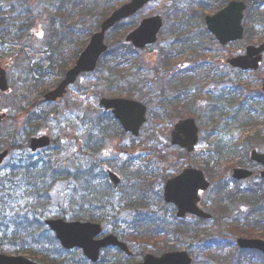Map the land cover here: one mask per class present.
<instances>
[{
    "label": "rangeland",
    "instance_id": "1",
    "mask_svg": "<svg viewBox=\"0 0 264 264\" xmlns=\"http://www.w3.org/2000/svg\"><path fill=\"white\" fill-rule=\"evenodd\" d=\"M111 1L24 0L22 4L21 0H16V2L12 0H0L1 20L6 23L5 27H0V63L6 66L10 83L9 94H0V112L7 111L9 116L12 115L11 119L6 121L3 127L0 128V136L4 135V138H6V136L11 137L15 135V139L10 144L9 141L5 140L6 144L0 151L10 149L11 144H21L25 142V139H28V128H24L23 122H21L22 120H27L25 118L28 110L36 114L44 113L46 119L39 124V128L35 126L37 130L34 128L33 131L35 132H32L34 134L31 133L32 136L48 135L51 137L54 143L52 148L59 149L61 153L54 160H59L63 165V169L70 170L75 166L74 171H71V176L66 177L62 175L63 180L57 186L51 188L53 200L48 205V218L71 220L74 217H79L77 213L88 210L90 205L94 206V209H99L101 206L98 202L100 201H98L97 195H94L95 190H98L106 197L111 196L115 198L113 202L116 206L121 200L124 201L121 202L124 205L121 203L120 205L125 207L117 210L118 212L110 213L108 220L101 223V225H103L105 233L115 234L128 243L137 255L135 263L140 262V256L149 254L152 251V253H155V251L186 250L191 253L194 264H222L216 258L222 256L220 259L222 262H225V259L234 257L238 253L234 251L231 245L236 244L237 238L245 237L242 235L243 227L237 229L238 226H236L229 229L230 226L235 225L230 224V221L237 216L234 213L225 216L219 224L217 223V218H219L217 216L215 218L216 221L212 222L211 225H201V227H204L203 233L180 236L178 243L175 240L173 241L172 238H167L166 241L162 238L136 241L134 243L128 241V234L131 232L130 228L135 227L136 223L140 225H150L153 223H157L156 225H166V223L172 221V218L174 219L175 210L174 215H172L173 211L171 207L162 206L163 201L160 197V192L163 190L162 186L165 185L168 179L178 175L189 166L196 169L203 168L202 166L208 161L206 151L211 145L222 143L219 145L220 147H225V145L227 147L233 146L238 144L239 140L254 133V125L251 126L247 121L248 114L245 110L242 111L241 109V97L240 102L237 101L234 106L225 109L226 118H217V131L214 129V132V126L210 125L207 128H201L203 142H200L194 154L187 156L180 149H169L167 147L168 132L172 124L179 118H176L174 114L168 120L164 119L165 117H163L160 110L159 94L157 93L159 82L154 78H156L155 72L161 70L159 56L162 53V49L168 48L170 45L184 47L185 42L174 40V38L180 36L168 35L169 30H167L164 35V41H161L153 50L140 53L137 56V60L135 58V61L131 64L125 62L123 68L130 69L127 73L125 72L128 76L126 83L116 75H112L110 68L100 69L96 75L82 79L77 87L69 91L66 98L60 104L44 107H40L38 104L40 94L45 90L55 88L57 82L64 74H62L61 69L59 70L60 74L58 72V66L55 65V63L59 62L58 60L55 59L56 61L53 62L47 60V56L52 55L48 48L50 37L57 35L58 38L53 39L52 43L58 45L63 37L66 39L68 37L69 40L73 35H76L74 39L76 44L72 47H67L66 45L62 49L63 55L69 51L75 53V47L79 45L78 43H82L80 47L85 43L84 31L92 30L94 26V29H96V22L100 21V18L103 17L106 10L104 8L108 7ZM257 1L264 4V0ZM229 2L230 0L156 1L149 4L132 21L126 23L130 25L138 23L147 16L160 15L164 21L166 20V27H168L174 12L177 10L185 14L190 10H194L193 13L196 17L204 19L208 15L212 16L217 13ZM201 6H204V8L201 9ZM175 7L177 9H174ZM262 12L264 13V8ZM71 13L74 15L71 16ZM29 14L35 17V25L26 30L25 26L28 21L26 16ZM257 15L259 14L252 15L251 19L253 20L247 23L248 14L246 13L244 20L249 27V38L254 36L253 45L261 44L264 41V23L254 24L261 19V16L258 19H254L257 18ZM194 22L190 20L188 24H193ZM15 25L17 26L16 30L12 28ZM22 26L21 40L26 47V51L17 46L20 43L16 41V36L20 34L19 31ZM194 29L195 32L187 39L188 42L193 40L197 43L206 42V48L212 52L204 55L201 62L207 61V63H210L217 70L210 80L199 86V91L196 94L192 91L190 92L191 96L189 97H197L194 102V108L197 109V122L200 126L201 122L202 124L208 122V114L210 112L208 107L211 97H220L221 93L227 94L235 86L239 87L240 91H243V94L248 93L247 95L250 96H255L261 91L264 82V63L259 73L239 75L226 65V60L239 53V49L247 45V39L245 38V40L235 45L221 47L210 41L209 36L205 32L206 27H203V24L202 28L200 23L195 24ZM200 33L202 36L197 40ZM69 57H62L64 59L63 62L67 63ZM192 57L193 54L188 53V51L175 56L172 68L168 72L189 73L195 64ZM136 63L139 65L138 69H140V73L146 75L149 80L146 84L143 82L138 85L141 89L139 93L136 91ZM69 66L70 62L64 68L66 69ZM115 79L116 81H114ZM238 79H241V82ZM203 80L206 81V79ZM112 81L113 83L117 82L118 86L113 84ZM150 82L153 84H150ZM41 83L43 84L41 85ZM194 88V86L191 87V89ZM125 90L136 91L134 92L136 100L142 101L148 107V122L138 138L122 134L119 129L113 128L111 124L103 129L105 122L109 123V120L100 115V96L109 97L114 94V97L129 99L124 94ZM113 91L115 92L113 93ZM183 91L184 89L176 90L174 96L185 95ZM173 92L174 89L171 90L169 96ZM203 93H209L210 95L208 96L210 98L206 97V95L204 96ZM92 95L93 98L89 99ZM198 95H202V97H198ZM184 98L185 96L182 97V99ZM220 105L222 103H219ZM181 107L177 106L176 109L179 110ZM256 109H258V106H256ZM246 110L248 111L249 109ZM170 111L174 113L175 109H171ZM249 115L253 116L252 118L257 116L253 115L252 112ZM157 117H159V121L156 119ZM98 121H101L103 124L99 125ZM18 122L19 124H17ZM259 127V131L263 130L264 134V125L261 123ZM22 130L24 135L21 134ZM256 149L263 151L264 145ZM52 154H54L53 149L49 151L48 155ZM20 155L21 151H14L11 158L1 168L0 178H7L10 175L11 167L15 165L13 163L15 158H21L22 161L30 165L28 160L32 157L24 153L25 157H27L24 159ZM247 158H245V152L241 151L235 158H229L226 161L223 159L219 164L212 165L214 169L212 172L216 174L214 178L211 177L212 181L215 180L214 182H216V180H219L220 178L217 179V175L221 174L225 175V179H222L223 181L228 180L230 171L234 168H239L242 164L245 165ZM32 159L36 160L37 157ZM129 160L132 162L128 165L125 161L128 162ZM123 164L127 166L124 169L122 168ZM102 165L112 166L115 172L122 178V187L117 191H112L108 188V183L102 174ZM138 172H141L142 176L145 177V183L137 180L136 173ZM25 176L30 177L31 174ZM87 176L88 178H86ZM260 181V177L255 176L252 180L243 182L240 187H234L233 190L246 191L256 188ZM135 202L139 208L138 212H136L135 208H126L128 203L133 204L135 207ZM12 204H15V208H17L16 212L27 206L26 202L19 199L12 202ZM257 204L259 205L258 208L260 207L259 210H264V194L262 200ZM251 210L252 207L249 205V208L244 209L239 214H243L244 216L251 215ZM190 221L194 224L193 220L190 219ZM262 231L263 234L261 236L264 237V230ZM48 234L50 235L49 232ZM199 235L200 239H193ZM224 241L229 243V245H224ZM220 242L223 246L216 245ZM4 254L14 255L8 251H4ZM79 255L81 256L79 253H75L73 256H70V254L68 256H60L56 259L57 264L68 260H72V264H77ZM21 256L25 257L26 255L22 253ZM103 256L105 261L107 258L106 262H111V264H130L132 262L131 260L123 259L122 255L114 249H111L109 253ZM102 264H105L103 260Z\"/></svg>",
    "mask_w": 264,
    "mask_h": 264
},
{
    "label": "water",
    "instance_id": "2",
    "mask_svg": "<svg viewBox=\"0 0 264 264\" xmlns=\"http://www.w3.org/2000/svg\"><path fill=\"white\" fill-rule=\"evenodd\" d=\"M128 3L115 11L101 26L99 33L95 34L86 50L83 52L76 66L70 70L65 80L59 87L48 93L41 103L56 102L64 97L67 89L76 82L82 73H92L96 70L100 57L106 52L105 45L106 33L115 27L121 21L132 17L142 10L149 2L155 0H126ZM246 6L243 3L232 2L230 5L213 17L206 18L208 31L213 34L221 45H227L230 42L243 39L244 29L242 21ZM163 26L160 17L145 19L140 27L125 37L124 42L131 43L138 49H144L148 45L157 42V35ZM243 56L233 58L228 63L234 68L241 70L256 71L259 69L264 53V44L260 47H248L244 50ZM9 90L6 72L0 66V91ZM264 92V85H263ZM101 108L110 111L121 123L125 132L131 133L135 137L139 135L140 129L146 122V108L137 102L127 100H107L100 101ZM5 116H0V122ZM199 129L194 120L180 121L175 125L172 134L168 138L169 147L178 146L192 153L199 142ZM48 138L32 139L28 142L27 148L36 151L48 146ZM8 152L0 154V166L6 159ZM252 162L254 165L262 164L264 166V154L252 153ZM113 188H117L121 180L118 176L109 170H106ZM235 180H245L252 176L247 170L236 169L231 172ZM264 178V172L262 173ZM209 184L205 181L201 172L187 169L181 176L170 181L166 187L165 198L169 203L178 206L180 217L187 213L194 214L201 218H209V215L201 212L197 208L198 192L206 191ZM46 225L56 234L57 240L65 250H81L84 256L92 263L99 260L101 251L108 247H116L128 256H132L126 244L120 242L115 236H108L102 240H96L102 234L100 225L81 222H65L64 220H49ZM240 248L246 250H258L264 253V242L259 240L238 241ZM0 264H37L26 258L19 256H6L0 254ZM143 264H192V260L185 252H176L166 254L161 258L149 255L145 258Z\"/></svg>",
    "mask_w": 264,
    "mask_h": 264
},
{
    "label": "trees",
    "instance_id": "3",
    "mask_svg": "<svg viewBox=\"0 0 264 264\" xmlns=\"http://www.w3.org/2000/svg\"><path fill=\"white\" fill-rule=\"evenodd\" d=\"M248 3H250L252 0H245ZM24 3V1H21ZM118 6L121 4L119 0H112L108 7L104 8L106 9L104 12L103 17L100 18V21L96 22V31L99 29L100 24L102 21H104L114 10L115 6ZM252 5V11H260L259 6H255L254 3ZM204 8V6H203ZM194 10H190L187 14L181 12L179 17L176 19L174 24L171 27L170 34H180L183 31H191L194 24L199 23L198 17H194L192 15ZM82 13V12H81ZM80 13V14H81ZM260 13V12H258ZM71 16L74 14L71 13ZM28 16H31L30 14ZM2 17V14H0V18ZM5 18V17H3ZM264 18V17H263ZM201 18L200 20H202ZM195 21L193 24H188L189 21ZM187 22V23H186ZM27 27L26 29H30L32 26L35 25V19H29L27 21ZM0 25H4V22L0 23ZM95 27V26H94ZM92 30H86V33H84L87 37V40L89 39V36L91 33L95 32V29ZM133 29V24L130 25H119L112 31V37L111 41L113 44L121 45L122 44V37L123 33H126ZM83 34V32H82ZM76 35H73L69 40L63 37L62 40L59 41L58 45L53 44L52 40L57 39V35H53L50 37L48 48L50 49L51 56H47V60L49 62H53L60 59V62L58 63V67L63 70V61H62V49L64 47L74 46L76 43L74 42ZM87 42V41H86ZM191 43V42H190ZM190 43H186L188 46ZM77 51L80 50V42L78 43ZM85 44V43H84ZM205 45L201 43H196L193 45L195 48L194 50H205ZM123 48H120V53L122 57H128L131 55V52L133 50L128 46H122ZM169 51V53H167ZM167 52L164 53L162 57V65L164 68H169L171 66V57L170 54L174 52V48H169ZM196 53V52H195ZM56 59V60H55ZM57 65V63H55ZM118 64L114 67V65L111 66V73H114V71L117 72ZM102 67V64H101ZM121 76L124 72H118ZM139 73V72H138ZM179 86L187 88L190 84V77L185 76L184 79L179 81L177 83ZM233 97L240 98V96L243 94V91H240L238 87H235L231 90L230 93ZM190 96V95H189ZM186 95V97H189ZM179 101V104L181 103V97L177 96L171 101L163 99L161 101V111L163 112V117L168 116V110L169 106H175V104ZM197 97H189V99H184V102L188 100L186 103L183 104L182 108V116L188 117H194L196 116V112H194V102ZM247 99L256 101L260 100V103H264V96L260 93H257L255 96H248L246 95L243 101H246ZM246 104V103H244ZM243 107V105H242ZM209 116H208V122H204L201 124L203 128H207L210 126H214V129L218 128L217 124V118L219 117H225L224 112L218 107L214 106L213 108L208 107ZM262 113L260 112L259 115H257V119H254L251 117V115H248V122L252 125H254V133L246 136L242 141H239L237 145L229 146L227 147H220L222 143H216L210 146L208 150L206 151V158L208 159L207 162H205V165L202 166L203 170L210 175V177L214 178L216 174L212 172L214 164H219L223 159L226 161L229 158H234L241 150L248 151L250 148L255 149L256 147H259L260 145H264V134L263 130L259 131V126L262 123L264 125V108L261 109ZM40 117V116H39ZM37 117L32 119V116L28 117L29 121L27 123L28 127H33L38 125L41 120H43V117ZM162 117V118H163ZM159 120V117L156 118ZM211 129V128H210ZM216 136V135H214ZM2 135L0 136V149L5 146L6 141H10L11 139L6 136ZM6 140V141H5ZM45 164V163H44ZM126 168V167H125ZM55 167L49 166L48 164H45V167H38L33 166L30 170H28V174H31L30 177H27L24 175L23 171L18 168L13 174L8 175L7 178L2 177L0 180L6 179L5 184L0 186V252L8 251L9 253H13L16 255L19 254H25L29 259L43 263V264H57V260L53 258V255L50 253H54V250L57 249L61 250L63 253L64 251L59 247L58 243L56 242L55 237H53L51 234H48V230L44 226L43 218L44 216L49 212L47 209V205H49L50 201L53 200V193L51 192V188L54 187L57 183L63 180L61 176H57L54 174ZM144 174V173H143ZM138 175L140 177L142 176L141 172H138ZM136 175V176H138ZM88 178V176L86 177ZM220 178L221 185L218 187L216 186V190L221 191V197L222 200L220 201V205H222L221 209L222 211L225 210V205L227 202H229L232 197H230V194L227 190L228 182H222V179L225 178V175H217V179ZM17 183L21 185L20 188H16ZM220 183V182H219ZM15 189V190H14ZM97 195L98 200L103 201L106 196L101 191L95 190L94 195ZM61 198V197H60ZM23 200L27 203L26 208L21 209L20 211H17V208H13L12 202L16 200ZM62 207V206H61ZM79 217H77V220H86V221H94L95 215L94 213H91L87 210H83L82 213H77ZM264 222V221H263ZM167 224V223H166ZM171 226L169 224H159V225H153L150 226L149 224L142 225L140 230H138L136 233H133L131 236H129L128 241L129 242H136V241H144V240H155V237L158 236L160 232H172L169 229ZM264 229V225H263ZM175 230V229H174ZM186 230V229H185ZM184 231V229H183ZM176 235V230L173 232ZM140 238V239H139ZM143 238V240H141ZM16 248V249H15ZM51 248V249H50ZM15 249V250H14ZM58 252V251H56ZM58 254L60 255V253ZM50 254V255H49ZM61 256V255H60ZM229 259H226L225 262H228ZM86 263V261H84ZM61 264H72V260L64 261ZM81 264V263H80Z\"/></svg>",
    "mask_w": 264,
    "mask_h": 264
},
{
    "label": "flooded vegetation",
    "instance_id": "4",
    "mask_svg": "<svg viewBox=\"0 0 264 264\" xmlns=\"http://www.w3.org/2000/svg\"><path fill=\"white\" fill-rule=\"evenodd\" d=\"M194 32H195V29H193L192 31H183L180 34H175V35H172V36H180L178 38H174V37L173 38L176 41L184 42V41H188L187 39L190 38L191 34H193ZM164 34L165 33H161L159 35V38L162 36L161 37L162 41L165 39L164 38ZM160 43H161V41H160ZM124 76H125V78H119V79H122V81H124L126 83V81H128V78H127L128 76L127 75H124ZM183 78H184V74L183 73H179V72L173 73V72H168L167 70L164 71L163 69H161L160 71L156 72V78H154V79L159 82V86L161 85V82H165V85L168 87V90L165 93V95L169 96V94L171 93V90L174 89V92L171 95V96H173L175 91L178 90V88L180 87L177 83L179 81H181ZM114 81H116V79ZM143 82H145L144 84L149 82V80L147 79L146 75H143L142 78L136 76V91L138 93L141 91L140 86H138V85L143 83ZM113 84L118 86L117 82H114ZM150 84H153V83L150 82ZM126 91L128 93H131L130 95H128L129 99L136 100V95H134V92H136V91H134V90H126ZM157 93L159 94V97L163 96L162 92L160 90H158ZM171 107L173 109H175L177 106H171ZM109 124H111L113 126V128L116 127L117 129L120 130V132L122 134H124L123 131L121 130L120 125L110 115H109V123L105 122L103 129H105L107 127V125H109ZM50 139H51V137H50ZM53 145H54V143H53V140L51 139L50 147H48L46 149L38 150V152H36L35 154H32V153L28 152L24 148L23 145H22V148H13L11 150V152L14 153V151H17V150L21 151V155L23 156L24 159L27 158V157H25L24 153H27V154L30 153L29 155L33 156V158L37 157V163H38L39 166L45 167V164H44L45 163V159H50L51 157L55 158L58 154H61L59 149L52 148ZM52 149H53V153L54 154L48 155L49 151H51ZM41 156H42V159H39ZM14 160H16L15 161L16 165H19V166L23 165V166H20L21 168H27V166H31L32 167V166L35 165L34 162H30V165H29L28 163H25L24 161H22L21 158L20 159L15 158ZM51 163H54V166L56 167V169L53 170L54 174L57 175V176H61V177H63L62 175L66 176V177L71 176V171H74V168H75V166H74L70 170L63 169V165H62V163L59 160H56L55 162L49 161V166H53ZM250 165H251L250 164V160H247V163L244 165V167H246V169L250 168L251 171L253 172L252 175L254 177L255 176L259 177V175L262 173L264 168L262 166L250 167ZM105 166L108 169H110L111 171H113L115 174H117V172H115V170L112 168V166H110V165H105ZM101 167L104 170V165H102ZM122 168L124 169V164H123ZM102 174H103L106 182L108 183V188L112 190L111 183H110V180H109V178H108V176L106 174V171L103 172ZM178 175H176V176H178ZM176 176H174V177H176ZM170 179H172V178H170ZM170 179H168L165 182V184ZM237 184H239V183H237ZM241 184L235 185L234 187H240ZM164 186L165 185H163L162 188ZM215 186H216V184L213 183L211 188H210V190H208L207 192H200V194H199L200 195V202H199L198 206H199L201 211L206 212L208 215L211 216V219H209V220L200 219V218H197V217H195L193 215H189V214H187L185 216V218H179L178 217V211H177L178 208L176 207V205L163 203L162 206H165V207L170 206L171 207V209L173 211L172 215H174V210H175L174 219L172 218V221L167 223V224H169L170 226H173V227L177 226V228H175V230H176V235H177L178 239H180V236H186V234H189V235L190 234H195V233L201 234V233H203V230H204V227H201V225H204V224L211 225L212 222L216 221L215 218H217V216L219 217V218H217L218 219L217 223L219 224L221 222V220L225 216H228L231 213H234L237 216L230 221V224L234 223L235 225H237V224L238 225L239 224L243 225L244 221L246 220L245 219L246 216L250 217V221L254 224V226H253L250 221L249 222L247 221L246 224H248V225L244 224L243 225V229L244 230H242L243 231L242 235L245 236V237H240V238H244V239H248V240H264V237L261 236L263 234L262 228L255 226L257 224V219L252 221V218H253V216L255 214V211H258L259 208H260V207L258 208L259 205L257 203L262 200V196H263L262 190H263V188L257 186L256 188H251V189H248L246 191H242V190H233L234 187L233 188L230 187L229 188L230 189V193L229 194H230V197H232V199H231V201L229 203H226L225 205H223L226 208H225V210L222 211V209H221L222 205H220V201L222 200L221 192L218 191V190H215ZM162 191L160 192L161 200L163 198ZM259 193H261V195H257ZM252 194L255 195L254 205L249 200H242L243 198L247 199V196L250 197V196H252ZM114 200H115V198H113L111 196H109V197L107 196L103 201L99 202L101 204V207L99 209H94V206L90 205V208L87 211H89L91 213H94L95 221L97 223L101 224V223L105 222L106 220H108L110 213H114L115 210H119L120 208H124L125 207V206H122V205H124V203H121V202H124L123 200L118 202L117 206L113 202ZM120 203L122 205H120ZM249 205H251V207H252V210L250 211V213L252 212L251 215L244 216L243 214H239V212L241 213V212L244 211V209L249 208ZM136 206H137L136 202H135V207L133 206V204L128 203L126 205V208H131V209L135 208L136 212H137ZM209 206H211V207H209ZM108 209H109V211H108ZM241 216H243V217H241ZM190 219L194 221V224H192ZM244 227L247 228V229H245ZM255 228H259V229L255 230ZM183 229H184V231H183ZM255 235H258V236H255ZM199 236H197V239H200ZM246 237H248V238H246ZM173 240H175L174 237H173ZM224 245H229V243L224 241ZM217 246H223V244L220 242V243L217 244ZM231 247H233L234 251L237 252V253L239 252L238 250H240L239 247H238V244H237V240H236V244L234 243L233 245H231ZM109 251H110V249L108 250V252ZM251 254H252V256L253 255L254 256L255 255H259L256 252L255 253H251ZM158 255L161 256L162 254H158ZM140 257H141L140 258V262H141L143 260L142 259L143 256H140ZM102 260L105 262V264H111V262H109V263L106 262L107 258H106V261H105V258H102ZM102 260H101V263H102ZM255 261L257 263L260 262V260H255Z\"/></svg>",
    "mask_w": 264,
    "mask_h": 264
},
{
    "label": "snow or ice",
    "instance_id": "5",
    "mask_svg": "<svg viewBox=\"0 0 264 264\" xmlns=\"http://www.w3.org/2000/svg\"><path fill=\"white\" fill-rule=\"evenodd\" d=\"M5 182H6V179H4V180H0V186H2L3 184H5ZM21 187V185L19 184V183H17V185H16V188H20ZM15 190V189H14ZM13 208H15V204H12L11 205Z\"/></svg>",
    "mask_w": 264,
    "mask_h": 264
}]
</instances>
